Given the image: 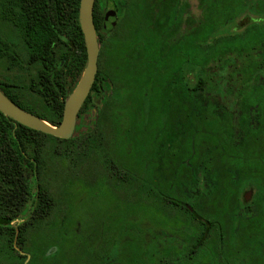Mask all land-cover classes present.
Returning <instances> with one entry per match:
<instances>
[{
	"label": "trees",
	"instance_id": "16d2710c",
	"mask_svg": "<svg viewBox=\"0 0 264 264\" xmlns=\"http://www.w3.org/2000/svg\"><path fill=\"white\" fill-rule=\"evenodd\" d=\"M79 1L0 0V23L11 28L14 36L22 42L24 51L22 57L12 37L5 38L0 32V59L5 62L8 70L26 73L25 78L7 76L0 80V90L15 104L52 125L60 122L64 102L76 86L86 63V48L78 22ZM187 4L184 0L145 1L142 19L133 25L135 31L129 28L127 33L124 32V38L119 40L125 45L113 56L118 70L115 75L124 76V80L127 77L128 80L113 76L111 82L115 106L124 105L122 99L124 101L125 91H128L141 108L155 105L167 109L169 101H173V92L179 88L186 75V81L182 83V98L187 100L189 108V144L184 158H190L194 164L196 140L202 135L206 138L217 137L211 125L222 123L224 126L220 128L221 134L228 131L226 112L221 117L210 109L205 112L204 107L211 108L212 104H201L203 98L218 90L227 93L232 89L230 83L235 85L236 91L262 89L260 76L264 75V0H198L199 14L185 18L182 12ZM97 6L96 0L92 14L94 28L99 36ZM180 26L184 29L177 33L174 28ZM99 40L101 53L98 62L101 64L104 44L102 39ZM167 43L172 45L165 47ZM122 50L127 56H124ZM138 52L139 63H136ZM134 68L139 73L136 74ZM103 76V72L98 70L96 82L82 105L80 115L91 104L94 105L99 94H94L93 90L98 88ZM107 100L108 96L104 93L101 104ZM95 106L98 111L96 115L99 116L101 105ZM194 107L199 108L201 113L193 111ZM95 124L91 126L88 118L80 116L71 137L61 139L31 129L0 112V264H24L26 259V264H82L80 262L87 252L90 256L95 253L89 248L86 252L84 244H80L83 242L77 232L80 220L71 217L72 207L68 205V211L61 209V201L53 194L51 185L44 184L40 179L44 170L55 174L68 164L78 168L90 150L104 157L101 164L106 171L130 169L127 164L116 159L119 152L115 153L117 156L111 152H101L102 140L110 137L103 133L99 117ZM202 124H209V130H201ZM116 135L112 138L125 137L119 131H116ZM125 135V138H131L130 133ZM184 158L179 169L186 166ZM120 175L114 174L119 180L122 177ZM122 178L133 180L132 176L126 174ZM185 180H188V184L183 182ZM76 181L85 184L84 178H76ZM195 181V177L182 178V193L188 195L195 188ZM101 186L103 189L104 186ZM79 187V193L86 189L91 196L103 197L97 186ZM158 188L156 184V201L164 204L166 194ZM186 188L188 191L184 192ZM209 191L205 186L203 193L210 195ZM186 206V222L182 221L183 217L179 213L180 219L178 216L171 218L170 228L173 234L182 230L189 239L196 230L188 219L195 221L201 217L194 206L192 210H189L191 208L188 204ZM20 214L27 216L26 219L13 225L12 221ZM128 226L118 228L121 231L116 232L106 257L101 260L104 264H113L120 259L119 238L129 228L134 234V228ZM163 227H166L165 223ZM72 244L77 246L73 251L76 255L69 257L68 250L75 249ZM15 245L29 256L19 254ZM128 247V254L132 257L121 259L127 264L181 263L176 250L173 249L170 255L163 249L154 253L142 238L139 245L131 242Z\"/></svg>",
	"mask_w": 264,
	"mask_h": 264
},
{
	"label": "flooded vegetation",
	"instance_id": "af4514ba",
	"mask_svg": "<svg viewBox=\"0 0 264 264\" xmlns=\"http://www.w3.org/2000/svg\"><path fill=\"white\" fill-rule=\"evenodd\" d=\"M145 1L97 0L99 36L96 30L95 33L99 46L98 57L101 53L99 39H102L104 44L101 64L97 61V73L101 70L104 76L98 88L93 90L94 94H99L94 100V105L91 104L80 115L83 104L81 105L75 125L79 122L80 116H84L88 118L91 126H95L99 117V125L107 137H109V129H115L120 134L130 133L131 138L102 140L101 152H111L115 156H117L115 153L119 152L118 157L129 158L132 161V169L105 170L104 174L132 176L131 181L124 180L122 177L116 180H119L122 186L124 181L130 185L135 184L136 187L132 190L136 195L146 194L147 191L148 198L153 200L156 198L157 179L164 180L163 190L158 188L166 194L164 205H169L168 207L174 208L183 215H187L184 211L188 208L187 204L191 208L189 210H192L194 206L201 219L195 220L197 233L189 243L188 235L184 236L182 230L172 233L170 216L164 219L163 223L166 227L158 230V233L153 231L148 240L143 235L140 237L136 223L139 220L136 203L127 209L122 206L119 208L115 225L119 228L123 225L132 226L134 228L132 242L139 245L142 238L150 245L154 253H159L163 249L170 255L173 249L176 250L175 253H178L181 258L180 264H264V75L260 76L261 90L236 91L235 85L230 83L232 89L227 93L218 90L208 93L207 97L203 98L201 104H212L211 108L204 107L205 112L210 109L219 117L226 112L228 131L221 134L220 128L224 126L222 123L211 125L217 137L206 138L202 135L196 140V149H194L196 157L195 163L192 164L190 158H184L189 144V108L187 100L182 98V83L186 81V75L183 82H180L179 88L173 92V101H169L167 109H161L155 105L141 108L134 96L132 97L133 94L130 96L128 91H125V95L131 99V107L123 108L114 105L112 77L124 80V76L115 75L118 70L113 61L117 50L125 45L120 42L119 39L122 38L119 34L127 33L129 28L135 31L133 25L143 17ZM184 1L187 4V0ZM186 9L182 12L184 17L189 15ZM183 29V26L174 28L177 33ZM171 45L167 43L165 47ZM122 53L127 56L123 50ZM139 55L138 52L136 63H139ZM122 60L123 58L120 59ZM126 60L129 61V59ZM134 72L137 74L139 70L134 68ZM163 72L167 77L165 68ZM97 73L94 82H96ZM127 80L126 77L124 81ZM104 93L108 96V100L101 104ZM210 95H212L211 99ZM95 105H101L99 116L96 115L98 111ZM192 110H196L198 114L201 113L199 108L194 107ZM158 111L159 114H157ZM165 111L167 113H164ZM83 127H87V124ZM200 127L201 130H209V124H202ZM115 144L121 148L116 150ZM175 148L177 151L173 153L172 149ZM183 158L186 166L179 169ZM173 164L176 167L172 168ZM140 174L146 177H141ZM188 177H195L196 181L195 188L186 195L182 193L180 184L182 178L188 179ZM183 182L188 184V180ZM205 186L210 190L208 192L210 195L203 193ZM187 191L186 188L184 192ZM131 211L137 212L132 219H129ZM26 217L20 214L14 218L12 224L18 218H20L19 223H22ZM152 218L155 220V215H152ZM119 231L121 230L117 229V232ZM203 232L207 233L204 235ZM15 248L19 254L29 256L25 251L16 246ZM89 249L95 251L93 245ZM121 254L123 252H119L120 256ZM96 256L98 258H94L95 261L103 264L101 260L106 257V252L104 256L100 254ZM26 262L27 259L24 263Z\"/></svg>",
	"mask_w": 264,
	"mask_h": 264
},
{
	"label": "rangeland",
	"instance_id": "374dc122",
	"mask_svg": "<svg viewBox=\"0 0 264 264\" xmlns=\"http://www.w3.org/2000/svg\"><path fill=\"white\" fill-rule=\"evenodd\" d=\"M186 12L189 15H198V0H189ZM0 32L5 36V38H7L8 36L12 37L16 48L19 50L22 57H24L22 42L14 36L11 28L6 24L0 23ZM120 36L121 38H124L125 34H119V37ZM7 76L10 78H14L15 76L25 78L26 73L15 69L8 70L5 62L0 59V80H4ZM124 96V101L122 99V103H124V105L122 107L130 108L131 99L128 95L124 94ZM115 132V129H109L108 136L110 137V139L117 136L116 134L114 135ZM122 135L123 137H126L125 134ZM114 148L117 150L119 148V145L115 144ZM176 151V148L172 149L173 153ZM103 158L104 157L97 155L96 152H92L90 150V152L85 157L84 163H82L78 168L74 167L73 164H68L67 167L62 166V171H60L61 173L59 171H56V173L54 174L50 170H44L40 176V179L44 184L51 185L55 197L60 199L61 209H66L68 211V207L71 206L73 209L71 217L74 219H76L77 217L80 220L77 232L78 236H80V240L83 241L80 244H84L85 251L87 248L93 245L95 249V251L93 252H95L96 255L100 254L101 256H104L105 252L108 251L110 241L115 237L117 229L119 228L115 225V223L118 218L117 216L119 213V208L121 206L122 208L127 209V207H131V205L134 203L138 205L137 211L139 220L136 222L138 224L137 227H139V233H141L147 240L151 237L153 231L158 233V230L163 229L164 219L169 218V216L170 218H172L173 216H178L179 219L180 216H182V221L186 222V217H184L183 214H180L179 216V212L174 208L171 209L170 207H168L169 205L165 206L164 204H161V202H157L156 198L154 200L152 198L149 199L147 191L146 194L143 193L138 196L132 190L136 187L135 184L130 185L127 184V181H124L122 186V183L119 184L114 174H104V172L106 171L101 164ZM117 159L120 163L127 164L129 168L132 169L133 163L129 158L117 157ZM71 167L74 168L71 169ZM173 167L176 166H174L173 164L172 168ZM49 168L52 169L51 167ZM75 172H79V174H75ZM140 175L141 177H146L144 174ZM76 178H84L85 184H78ZM157 181L159 188L163 190L164 180L157 179ZM79 185H85L86 188H88L89 186H97L98 188H100V194L103 197L91 196L86 189H83L82 192L79 193V189H81ZM101 185H103L105 189H102ZM77 192L79 194H77ZM136 212L131 211L129 219H132V217L136 215ZM152 215H155V220L152 218ZM126 217H128V215H126ZM19 222L20 218L13 222V224L16 225ZM188 222L191 226L194 227L196 233L197 223L190 219H188ZM126 232L121 236L119 240L120 252H123V254H121L120 259L115 260L113 264H127L124 263V261H122L121 259L132 257V255L128 254V243H131L133 241V232L130 230V228ZM195 233L189 236V239L187 240L188 243L193 240L192 237L196 235ZM186 235L187 234H184V236ZM72 245H74L75 249L71 250L70 248V250H68L67 253L69 254V257H74L76 255V253H74L73 251L76 250L77 246L76 244ZM15 246L17 247V245ZM78 246L81 247L80 245ZM96 255L93 254L92 256H90L87 252L84 256L85 260L83 258L80 263L95 264V262L97 261H95L94 258H98Z\"/></svg>",
	"mask_w": 264,
	"mask_h": 264
},
{
	"label": "water",
	"instance_id": "95a60500",
	"mask_svg": "<svg viewBox=\"0 0 264 264\" xmlns=\"http://www.w3.org/2000/svg\"><path fill=\"white\" fill-rule=\"evenodd\" d=\"M95 0H80L78 22L83 34L86 48V63L73 91L64 102L62 118L56 125L27 111L11 101L0 90V112L16 122L45 134L68 139L71 137L78 111L85 101L97 73L99 46L93 23V5Z\"/></svg>",
	"mask_w": 264,
	"mask_h": 264
}]
</instances>
